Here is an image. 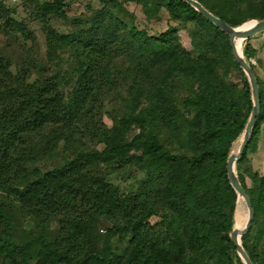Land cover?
<instances>
[{
    "label": "trees",
    "instance_id": "obj_1",
    "mask_svg": "<svg viewBox=\"0 0 264 264\" xmlns=\"http://www.w3.org/2000/svg\"><path fill=\"white\" fill-rule=\"evenodd\" d=\"M20 1L35 11L46 56L0 0V32L15 48L0 51V264H241L226 161L252 102L228 37L180 0H100L78 17L65 3L74 0ZM196 1L231 27L264 18V0ZM130 3L176 26L150 35ZM50 17L71 30L58 34ZM178 26L189 27L195 56ZM239 51L254 56L248 44ZM257 81L260 112L236 171L254 214L243 249L264 264V177L245 168L264 123ZM108 100L118 106L110 128ZM126 168L144 175L136 194L110 184Z\"/></svg>",
    "mask_w": 264,
    "mask_h": 264
},
{
    "label": "rangeland",
    "instance_id": "obj_2",
    "mask_svg": "<svg viewBox=\"0 0 264 264\" xmlns=\"http://www.w3.org/2000/svg\"><path fill=\"white\" fill-rule=\"evenodd\" d=\"M65 3L68 6L69 15L73 17H78L82 13H85L88 6H91L94 9L100 8V0H74L66 1ZM5 4L7 8L15 7L16 12L12 15V18H14L18 22L23 21L27 25L28 29L33 33L35 37L39 57L41 59H44L46 56L45 40L44 35L41 32L40 22L35 19V11L27 6H24L20 0H5ZM126 9L131 15L134 16L135 25L140 29L146 30L150 35L161 34L165 32L169 26H176L168 20V16L164 11L160 12L159 21H147L139 5L130 3L126 5ZM48 23L60 35L68 33L71 30L69 26L54 17H50L48 19ZM176 29L177 37L179 38L183 48L186 51L191 52L195 56L191 45L189 27L178 26L176 27ZM242 43L245 44V47L247 44L250 45L254 50V56L249 59L248 62L252 64L254 73L260 82L261 88L264 90V33L247 41L246 43L244 40H239L238 49L241 47ZM12 44L13 43L9 39H7V36L0 32V51L11 54L13 51H15V48ZM13 60H15V58H13ZM232 80L236 83H239V78L236 77V75H232ZM117 108L118 106L110 102V100L105 102L104 110L102 113V121L107 128L111 127L112 121L110 117L116 113ZM237 141L233 143L229 154H236V152L238 151L241 142L239 143V145H237V147H235V149H233V146L237 143ZM88 147L90 148L91 145L89 144ZM98 149H101V146H99ZM247 159L248 162L245 165V168H247L252 174H257L261 177H264V123L260 127V131L258 136L256 137V142L253 148L249 150L247 154ZM43 168L44 170H51L53 168V163H45L43 164ZM143 180L144 175L142 173L136 171L133 168H126L123 171H119L117 175L112 176L109 181L110 184L117 188L121 194H136ZM16 217L17 224L21 227V229L29 231L35 228L32 222L24 216L17 215ZM246 220V207L242 206L239 201H237L233 217V229L238 231L242 230L246 224ZM158 221V219L153 218L151 220V223L156 224ZM57 230V224L55 222H51L48 232L54 235L57 233ZM236 255L238 257L237 253ZM241 264L244 263L241 261Z\"/></svg>",
    "mask_w": 264,
    "mask_h": 264
},
{
    "label": "water",
    "instance_id": "obj_3",
    "mask_svg": "<svg viewBox=\"0 0 264 264\" xmlns=\"http://www.w3.org/2000/svg\"><path fill=\"white\" fill-rule=\"evenodd\" d=\"M187 5H189L192 9H194L198 14H200L205 20L214 25L217 29H219L222 33H224L228 37L229 47L232 51V56L235 63L238 65L239 69L244 74L246 81L249 85L251 102H252V110L246 126L244 128L243 133L241 134V143L236 155L232 153L229 154L226 161V172L228 182L233 189V191L237 195V201L242 199L246 210H247V221L243 228V230L238 231L232 228L230 233V240L233 243L236 253L238 254V258L244 264H252L245 250L243 249V245L241 242V238L247 234L249 229L251 228L254 214L251 206V202L246 192L242 188L236 171V164L242 158V155L251 140V133L255 126L256 120L259 116L260 112V100H259V85L254 73V70L251 67V63H249L245 57H242L237 53L236 43L237 40H244L245 43L256 36L264 33V18L261 20H251L246 22L238 27H231L224 21L220 20L218 17L214 16L208 10H206L198 1L196 0H180Z\"/></svg>",
    "mask_w": 264,
    "mask_h": 264
},
{
    "label": "bare ground",
    "instance_id": "obj_4",
    "mask_svg": "<svg viewBox=\"0 0 264 264\" xmlns=\"http://www.w3.org/2000/svg\"><path fill=\"white\" fill-rule=\"evenodd\" d=\"M238 41L239 40H237V43H236V50H237V53H239V55L240 56H242L241 54H240V52H239V49H238ZM238 152V151H237ZM237 152H236V154H237ZM236 154H233V155H236ZM241 201H242V203L244 204V202H243V200L242 199H240ZM244 206H245V204H244ZM246 213H247V210H246ZM247 221V220H246ZM243 230V229H242ZM241 231V230H240Z\"/></svg>",
    "mask_w": 264,
    "mask_h": 264
}]
</instances>
